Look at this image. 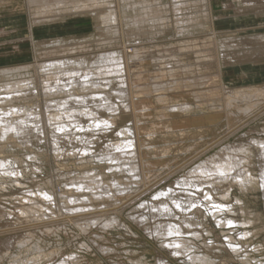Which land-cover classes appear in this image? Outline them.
Returning a JSON list of instances; mask_svg holds the SVG:
<instances>
[{
	"label": "rangeland",
	"instance_id": "374dc122",
	"mask_svg": "<svg viewBox=\"0 0 264 264\" xmlns=\"http://www.w3.org/2000/svg\"><path fill=\"white\" fill-rule=\"evenodd\" d=\"M101 1L103 2V0ZM107 1L113 4V7L117 12L118 24L117 22L116 23L113 22L111 25L110 23L107 24L103 22L102 15H104L106 11L108 12V10L105 9L104 7L101 9L99 8L97 9V11H93V12L90 10L80 11V12H70L56 19H53V21L50 20V21H47V23H45L46 22L45 20H44L45 22L43 20H40L41 22L39 24L33 23V26H31L29 10L25 4V0H2L0 1V68L4 66L8 67V66H16L20 64L35 63L36 61H39L40 63L44 62L43 60L49 59L50 56L48 55V53H45V50L42 51L40 49H43L44 46L52 47L53 45H58V44L60 45L62 43H65L64 44L65 47L68 48L66 50H63V52L68 50L67 51L68 53L67 52L64 53L65 56H69V57L73 56L76 58V57H79V55L81 56L83 54L82 56L84 55L86 57L88 56V59L94 56L93 59L90 58L89 61L96 60L97 54H98L97 56H99V54L106 52V51L108 52L117 51V53L120 54L123 50L126 51L127 49L131 51L133 47H138L139 48V56H138L139 59L137 57H135L136 59L134 57L131 59L129 58V63L131 64L129 66V69L130 70L132 69L131 70L132 72L129 69L127 72L129 76V82L130 81L133 82L136 78L140 77V79H137V82H136V85H138L139 83V85L137 86L138 89L137 87H133L132 96H135V97L140 96L144 100V102L153 109L152 115H151L152 117L151 118L148 117L145 119L142 118V122L139 121V124H142V123L143 124L142 125L138 124V126L141 131H143L144 128H147V131L149 133L158 132L153 135L152 139H149L151 143L149 149L152 152L148 149L143 150V157H145L146 155V157L156 159L155 162L158 166L156 165L152 169L149 175V178L146 179L147 182H144L143 184L139 183V185L141 184L140 186L138 184L137 186L135 183L131 184L128 182L132 178L130 177V175H128L126 171L123 172V170H119L116 168L117 170L114 169V172L116 170L115 175L113 174L114 172L112 170H111L112 172L107 171L109 169H112L113 166L115 168L117 164L116 162H114L112 163L113 164L112 165L109 159H105V157L109 158L108 156H105L104 154H102L104 152L103 150L106 149L105 145L109 143L111 144L112 142L113 143L120 142L122 138H123L122 140H124L125 137L119 134L121 129L127 128V127L132 128L134 127V124H135L134 117H132L133 116L132 112L124 109V107H120L121 104L123 103H124L123 105H125V102H123L121 98L119 99V97L116 95L117 91H119L120 88H123L122 79H121L122 74H120V76H117L118 74H116L115 76L114 74L113 75L109 74V75H105L106 76L105 79H98V80H101V82H103L104 84H107L106 87H108L109 86L108 83H110V87L106 88L105 91L108 90L106 92L108 93L111 92L110 93L111 99L113 98L112 101L114 102L115 107L117 108L118 111L114 113H108L110 111H102L103 112V113L101 112L102 115L98 116L100 119H104L107 117L111 118L113 115V117H115L114 123L116 124V126L114 125L113 126L111 125L102 126L101 125L99 126V128L101 127L100 130L102 131L98 130L99 129L98 126L96 128H94L95 126H92V128H90L91 130L89 133L94 135V136H91L92 141L90 140L92 142L91 149H93L95 152L92 150L93 153L92 151L91 153L89 152L90 154L84 153L83 148L85 147L84 146L85 144L82 141H79L78 143V140H81L80 139L81 137L77 139L78 137H74L72 135V133L78 132L80 130V129L77 130L76 128L78 127H75L74 125L71 126L72 129L68 128L67 131L71 132V136H73L76 142L74 141L73 138L70 139L73 141V144H74L72 146V142L68 141L70 135L68 137L67 135L64 137V140L67 143H63V145L66 146V147L64 146L65 149L61 145L62 149H64L62 157L57 156L56 153H54L55 152L54 149H52L53 140L51 139L53 138L52 137L53 135H50V134H52L53 132L60 133V131L56 129L57 125H54V124L49 125L48 123L46 125V128L47 127L49 128L45 129L44 132H41L35 128H31L28 131H26L27 132L26 135H23L22 133H19L20 135L16 133L11 134L12 132L9 133L10 136L8 135L9 137L7 136L4 139H7L8 142H10V144L6 145L7 147V148L5 147L6 149L5 148H3L4 150L2 149L4 153L0 149L1 151L0 159L4 158L5 160H9V162L12 160L10 162L11 167L10 166L9 167L13 168L14 170L13 169L4 170L3 167L0 166V180H1L0 182V209H1V206H3L2 209L5 207L6 211L12 214L7 215V219L4 218L0 220L1 222L0 225H2L3 223L5 224V222L8 221L10 218L11 220L9 221H12L13 226L14 224H16V221L19 224L15 225L14 227H11V226L10 227L8 226L6 228L0 227V240H3V239L5 240L7 237L13 234L14 235H25V234L33 233V232H34L33 233L34 237L31 240H29L30 242L26 243V245H28L27 247L25 244L21 245L19 243H15L13 245L14 247L12 246V249H10L9 252H7L6 254L3 253L0 256V264H14V263L20 264L16 262L17 261L20 262L23 259L25 260L30 259L31 261L33 260L32 262L33 264H63L62 263L63 261H66V263L64 264H159L158 260L160 261V259H162L164 262L168 264H185L184 257L173 255L171 250L164 247L161 241L157 239L155 235L151 234V229L147 230L146 225L144 224L139 225L131 218V215L148 214L149 211L147 210L148 211L147 212L144 209L142 204L144 202L147 203L148 201L151 202L155 200L156 199L155 195L158 194V192H161L164 190L168 191L169 189L174 190L173 195L176 198H179L182 201V203L186 202L189 196H193L197 200H201V202L196 203L194 207H191V206L189 207V204L184 203V205L187 206L185 211H182L181 209H178L177 207H173L174 210L170 216H166V217L162 216L154 220L151 218V216H149L150 219L148 220V223H146L148 227H152L153 229L155 225H157L159 222H161L162 224H165V222H168V221H173L178 224H183V221L186 219L187 221H190L191 224H193L192 230L194 229L198 231L200 234L199 238L193 237L191 233L186 234L190 236L191 240L193 241V245L196 248V249L194 248L193 250L197 251L198 253L209 254L213 259H215V261H217L216 264H246L245 258L249 260L250 264L251 263L252 264H258V263L264 264V190H263L264 187L262 186V183H261L262 161H260V158H259L260 152L253 142V138H263L264 139V97H260L258 99L257 101L258 107L256 106L254 110H252L251 112L250 111L247 112L248 115L246 113L240 114L239 119L237 117L235 118L236 116L235 113H234L235 115L234 116L228 112L229 107L226 105V103H224L225 97L230 93V90L238 89V88L248 89L250 87H255V86L264 87V56L260 57L261 59L259 57L255 58L257 62L249 61L246 63L233 64L234 60L232 59L233 61L232 60L230 61V59L226 57V52H224L225 48L223 47V43L230 38L236 37L235 35L237 36L243 35V37L244 36L251 37L252 34L264 35V8L257 9V11L255 10V13H252L248 16L246 14H243L241 11L238 14L236 13L235 6L237 2H239L238 0H210V5H211L210 14L212 17V21L214 20L213 22L211 21L212 22L211 24L210 19H208L205 16L207 4H206V1L204 0H186L187 2L186 6H182L177 9L174 3V1L177 2V0H172L173 2H170L171 0H161V1L160 0H149V4H153V6L156 8V9L154 8V11H155L154 14L156 13V15L152 14L150 18H148L147 16H144L143 18L146 17L145 21L147 23L146 22L141 23L136 26V24L133 23V21L137 19L138 15L139 16L141 15L142 8L141 9L139 8L142 5V2L144 0L143 1L142 0H138V1L137 0H132V1L114 0L115 2L113 0H107ZM125 1L126 3L127 2L128 3L126 4ZM118 2H120V4ZM159 5L161 7H159ZM163 5H165V7ZM237 6H239V3L237 4ZM159 8L161 10H159ZM127 9L128 10L131 9V10L128 11ZM136 9H138V11ZM100 11L101 13H99ZM175 11H177V13H175ZM247 11H253V10L247 9ZM161 12H162V15H161ZM151 17H153L152 19L156 17L158 18H156V20L155 19L152 20L151 22ZM192 18L194 21L192 20ZM179 19H182V20L184 19L183 20L184 22H182V20H179ZM158 20H162L161 23L160 21L157 22ZM102 23L103 24L105 23L107 25H103ZM189 23H192L193 25L192 24L189 25ZM158 26L159 27L161 26V27L158 29ZM240 29L242 30L240 31ZM185 31L186 32L188 31V32L186 33ZM106 36L109 38H107ZM224 37H226L227 39ZM223 39L225 41H223ZM183 44L185 47L183 46ZM192 46H194L193 47L194 49L192 48ZM69 47L71 48V50ZM141 47H143V49ZM63 48L64 46H62V49ZM210 48H212L213 50ZM221 48L224 51H222ZM62 49H60V52L58 53L59 56L55 54L53 57H61V56L63 57V55H61L63 54ZM77 49L78 51H76ZM192 49L195 51H193ZM140 50L142 51V53L140 52ZM214 51L215 53H213ZM71 52L75 54L73 53L71 54ZM196 54L197 55L199 54L198 55L199 58L197 57ZM173 56L174 58H172ZM181 56H183L184 58ZM200 56H202L203 58ZM168 57L170 58L168 59ZM176 59H180V60L177 61ZM184 60L186 61V63ZM258 60L259 61L261 60V61L259 62ZM226 61H227V64L225 65L224 63ZM165 62L169 65L165 64ZM187 65L190 66V68H188ZM194 65H195V68L193 67ZM207 65H209L210 67ZM221 66L223 67H222V73L220 76ZM172 67H173V70L175 69L174 73L168 72L165 75L163 74L165 70H168V68L170 70V68ZM177 67L179 68V70H177L178 69ZM204 67H206L208 71L204 70L205 69ZM181 68L182 70H180ZM186 68L190 72H188ZM196 68H198V70ZM134 69L136 71L139 70L138 73ZM141 69H142V72H140ZM23 70H26V71L21 72L22 70H20L15 75V77L17 78H14V79L15 80L19 79V81L20 80L25 81L26 86L23 87V89H25L26 91L25 90L22 91L23 94H21L18 98L15 99L16 100L15 103L12 102L13 104L8 106L9 109L14 110L15 108L17 109L19 108L18 110H22V114H23L24 110L26 111L30 110L29 112H31L32 110L37 111L38 109L39 111V109L41 110L43 108L42 111L44 112L46 111V107L47 105H49L50 101L55 102L56 100L61 99V97H64L63 95L62 96L55 95L54 97L55 98L57 97V99H55V98H52L53 96L46 95V90H44L45 89L44 84H42V82H40L39 84L37 83V79H39L40 76L39 74L37 76L35 75V72H37L36 69H33L32 67H30L29 69H23ZM163 70L164 72L162 73ZM200 72H202L201 73L202 75L200 74ZM133 73L137 74V75L135 74L134 76L135 78L132 77L134 75ZM191 73L193 74L191 75L192 77L189 75ZM124 75L125 74L123 73V76ZM145 76L147 78H145ZM31 77H34L35 79L34 78L31 79ZM152 77H154V81ZM41 79L42 78H40L39 80ZM105 80L107 81L104 82ZM110 80L112 81L114 80V81L112 82ZM149 80H151V82ZM0 81H2L0 82L1 84L0 87H2L5 84L6 79L1 80L0 78ZM111 82L112 83L116 82V84H112ZM157 83H159V85L162 88H164L161 91H164V93L162 94L168 97L167 98L168 106L167 104L162 105L160 103L158 105L156 101V93H155L156 91L154 90L155 88L153 84H157ZM111 84L113 86H111ZM35 87L38 89V91ZM135 88H136V91H135ZM0 89H1L0 92L3 91L2 88ZM109 89L110 90L112 89V90L110 91ZM114 90L116 91V93L112 92ZM24 92H25V95H24ZM30 92L32 95L30 94ZM33 93H37V94H33ZM38 93L40 96H38ZM194 94H199L204 102H201L197 107H195L191 111H188V113L187 111L183 113H176V114L168 112V110L171 111L172 109V107H169V105H171L172 102L175 101L177 98L179 99L180 102L189 101V102L196 104L195 103L196 95ZM113 96L114 97L117 96V97H115L114 99ZM22 99L24 101H22ZM45 99L47 101H45ZM37 101L38 102L40 101V102L38 103ZM28 102L30 104H28ZM119 102L121 103L119 104ZM27 104L29 105V107H27ZM93 104L90 103L89 107H95V104L94 105ZM12 105L15 106V108ZM225 105L228 108L225 107ZM52 109H55V108L52 107ZM52 109L50 108V110ZM234 110L236 111V109ZM52 112H54V110H52ZM119 112L121 115L120 114L118 115ZM22 114L20 117L17 115V117L23 119L26 116L25 118H27L28 120L23 119L24 122H19L21 119L17 118L16 120H14V122H18L24 125L26 124L28 127L30 126L28 124H31V123L34 124V122H36L37 120V118L36 120L34 119L35 116L30 117V116L23 114L24 116L23 117ZM158 114L164 115L166 117L170 116V118L168 117L164 118L163 124H162L161 123L162 121H160L161 119L159 120ZM228 114L230 116H228ZM103 115H105V117ZM128 116H131V117H128ZM154 120H156V122ZM84 121H85V124L84 123L82 124L84 125V130L88 129L87 128L89 126L88 122L92 123L90 125H93V121L87 120L86 117L84 118ZM168 121L169 123H167ZM171 121H172V124H171ZM165 124H170L173 127L174 125L184 126L185 130L181 131L182 132L181 133L179 132V129L177 128V130L175 129L174 131H168L166 133L165 128H163L162 130L160 128V130L163 132L162 133L161 131H159V128L157 127V125L162 126ZM70 129L72 131H70ZM251 130L253 131L251 132ZM81 131L82 129L80 130L79 133H81ZM96 131L100 133H96ZM106 131L108 132V134ZM49 132L50 134H48ZM101 132H103V135L101 134ZM185 132L187 133L185 134ZM116 134L117 135L119 134V136H117ZM183 134H184V138H182ZM106 135L107 137H104ZM110 136H113L114 138ZM130 136H131L130 139L137 138V140L134 141L135 143L137 142V144L141 142V140L143 139L140 136L138 137H135L134 135H130ZM38 137H41L42 139ZM10 138L11 139L13 138L14 140L11 141ZM45 138L47 141L45 140ZM0 141H3L1 137H0ZM74 142L77 144H75ZM81 142L83 144H80ZM166 144H171L172 146L166 145ZM237 145L238 146L241 145L244 148L248 147L245 149H247L250 152V153L247 152L250 155L245 153V155L247 156L246 157L247 160L246 162H244L245 163L244 165H245V168L248 169L249 172L251 173L252 178L255 180L254 182L255 184L254 183L248 184L247 187L242 188L239 184L237 185V183L233 184L234 181L231 180L230 178L227 181H224V180L222 181L221 179L217 178L218 176L216 175L211 174V175L206 176L201 173H197V174L192 173V170L197 165H199L200 162L202 163V162L208 161L212 159L213 157H216L217 155H221L223 152H226L229 154H235L236 156H244V154L237 153L236 151L233 150L234 147H236ZM67 147L68 148L70 147V148L68 149ZM74 147L77 149H75ZM153 147L154 148L156 147L155 148L156 150ZM227 147L228 148L230 147V149H228ZM80 148L81 150L79 151ZM169 149L171 150V152ZM72 150L75 153L77 152L78 154L76 153L75 155L74 152H72ZM68 151H70L69 152L70 154L68 153ZM147 151L149 152V154ZM166 151H169V152H166ZM82 152L85 154V156ZM3 154H6V156L3 157ZM252 154H254L255 157ZM11 155H12V158H11ZM161 155L163 157H161ZM156 156L157 157L160 156V157L156 158ZM92 157L93 159H91ZM79 159L80 160L82 159L81 162L79 161ZM86 159L89 161H87ZM102 159L105 160L104 161L105 163L102 162ZM160 159L162 161H160ZM164 159H167L165 160L166 162L164 161ZM96 160H100V161H96ZM106 162H107V165H106ZM119 162H118L119 164L125 163V161L123 160ZM168 162H169V166H168ZM97 165L99 166V168ZM90 167H93V168L91 169ZM17 169L18 171H15ZM101 170L104 173L103 172L100 173ZM93 171L94 173L92 175L96 173L97 175L100 174L99 175L100 179L102 178L101 180L105 181V183L107 182L106 184L109 183L108 185H110L113 190L116 189L113 186L117 179L118 180L122 179L123 181H120V182H123V183L125 182L124 184L126 183L131 184L130 187H132V189L131 190L129 189L130 191L129 196L128 197L125 196L126 198L124 197L123 198L124 200L120 199V201H114V199H112L114 202L112 201L110 202V199L109 200L106 199L105 204L101 201H100L101 203L96 202L95 203L96 206L94 207V209L96 208L95 211L93 212L91 211L92 213L101 212V210L103 211L104 209L103 207H106V209L109 211V209L113 207L112 208L113 210L111 209L112 211L111 210L109 211L110 217L117 216L122 223L121 225H115L114 227H107V229L105 228L104 230L103 228H100L102 227L101 225L97 224V225H92L91 228H87L86 231H82L81 229L78 228L77 224L75 223L76 222L75 218H78L80 215H81L80 217H82V215L83 216L87 215V213H83L79 215L75 213L74 214L72 213V215L64 213V215H61L58 213V210H57L58 205L56 207L55 206L52 207V205H50L52 212H49L48 210H43L45 212L41 211L43 212L44 215H42L41 217L37 219L35 218L36 219L35 222L37 223L34 222V219L33 221L32 220L29 221L27 218L21 217V213L17 212L19 211L20 207H22V204L23 205L28 204V202L25 201L26 198H33V200H37L38 202L43 203L45 205L44 207H46L47 206V204L45 203L46 201L43 202V200L45 199H43L42 197L39 198L38 194L44 191H51L52 189H53L52 192H54L55 196H57V199H58L57 204H59V206L63 204L61 202L69 201L71 199L70 197L71 194L74 195V193H76L77 196L79 195L82 197L81 194H84V193H80L76 190V183L79 184L80 182H82L83 176L89 172L91 174ZM119 171H121L120 172L121 175L119 174ZM77 172L78 174L75 175ZM126 173L128 176L126 175ZM62 174L63 176H61ZM158 174L159 175L162 174V175L159 176ZM112 176L114 179L113 178L111 179ZM127 178H129V180ZM109 179H111L110 182H109ZM133 180L134 178L132 179V181ZM182 180L183 181L187 180L190 182L192 181L191 182L192 184L195 183V184H200L202 186L200 187V190H197L195 186H191V185L189 186V185H183V184L179 185L178 182L182 183L183 182ZM112 181H114V183ZM177 184L178 186L175 188ZM70 186H74V187L73 188L71 187V189L66 188ZM170 186H172V188ZM41 187L43 188L44 191L42 190ZM36 189L38 190L40 189L39 192ZM207 190H209L212 193L214 200L220 201V202L223 201L229 206L230 211L224 210V212H222L219 215V217L222 218L223 220L228 219V218L237 220V223L235 226H233L232 228L231 227L225 228L217 223L216 218H214L212 215V212L217 208L215 207L217 206V203L212 202V200H210V203L206 202L204 197H205ZM131 191H133L132 194H131ZM228 191L230 192L228 193ZM36 192H38V194ZM61 192L63 194L65 192L66 193L63 195ZM224 193L228 194L225 200L224 198L222 199V195ZM32 194L35 195V197H33ZM24 196L26 198H24ZM60 196H62L63 198L62 197L60 198ZM66 196L68 199L66 198ZM39 199H41V201ZM98 203L103 206H99L98 208ZM170 204L173 205L171 201H170ZM19 205L20 207H18ZM139 206H141L142 208L141 207L138 208ZM100 208L101 210H99ZM141 210H144V211H141ZM51 214L56 215L55 219H53L54 217ZM17 215L18 217H20L19 220H16ZM58 215L59 217H57ZM11 216H13V218ZM49 218L51 219L48 220ZM21 222L22 224H20ZM24 223L25 225L23 226ZM118 226L120 228H118ZM47 229H51V230H49L48 232ZM188 230H190V228ZM246 232L247 234H245ZM245 235H249V236L247 237ZM228 236H232L235 238L236 242L234 241V244L238 246V252H240L241 250L240 253L234 252L230 248V244H229L230 241L228 240ZM40 239H42V241H40ZM36 243H38V246H39L38 250H36L37 248H35L37 247L35 246ZM244 246L246 249L244 248ZM31 249H34L35 251L32 250L31 252ZM37 251L39 252L40 255H41V252L44 255L40 256L39 254H37ZM215 253L217 255H214ZM37 255H39V259H36L38 258ZM33 257L37 261L36 263H34L35 260L33 259ZM253 259L255 261H253Z\"/></svg>",
	"mask_w": 264,
	"mask_h": 264
},
{
	"label": "bare ground",
	"instance_id": "6f19581e",
	"mask_svg": "<svg viewBox=\"0 0 264 264\" xmlns=\"http://www.w3.org/2000/svg\"><path fill=\"white\" fill-rule=\"evenodd\" d=\"M114 1V0H113ZM132 1V0H130ZM138 1V0H137ZM143 1V0H142ZM141 1V2H142ZM161 1V0H160ZM206 1V4H207V7H206V13H205V16L210 19V23L212 24V17H211V14H210V0H204ZM239 2H237V4L239 3V6H235V9H236V13H240V11L243 13V14H246V15H250L252 13H255V10L257 11V9H261V8H264V0H238ZM115 2V1H114ZM157 2V1H156ZM170 2H173L172 0ZM120 4V2H118ZM126 3V1H125ZM128 3V2H127ZM126 3V4H127ZM133 3V2H132ZM154 3V2H153ZM158 3V2H157ZM175 7L176 9L179 8V7H182V6H186V0H177V2H175ZM25 4L29 10V15H30V24L31 26H33L32 23H35V24H39L41 21L40 20H45L44 22L47 23V21H50L53 19H56L62 15H65L67 13H70V12H80V11H97V9H101V8H104L108 10V12L106 11V13H104V15H102V20L103 22L105 23H110L112 25V23H116L117 22V19H118V16H117V12L116 10L114 9L113 7V4L107 0H103V2L101 0H25ZM131 4V3H130ZM140 4V3H139ZM173 4V3H172ZM202 4V3H201ZM141 5V4H140ZM121 6V5H120ZM165 7V5H163ZM172 6V5H171ZM159 7H161L159 5ZM163 7V8H164ZM167 7V6H166ZM170 7V6H169ZM168 7V8H169ZM116 8V7H115ZM142 8V13L141 15L137 17V19L135 21H133V23L137 25L141 24V23H145L146 21V17L143 18L144 16H147L148 18H150V16L152 14H154V6L153 4H149V0H144L142 2V5L140 6L139 9ZM129 9V8H128ZM127 9V10H128ZM135 9V8H134ZM156 9V8H155ZM173 9V8H172ZM171 9V10H172ZM191 9V8H190ZM194 9V8H193ZM247 9H250V10H253V11H247ZM122 10V9H121ZM120 10V11H121ZM125 10V9H124ZM123 10V12H124ZM131 10V9H130ZM128 10V11H130ZM138 11V9H136ZM159 10H161L159 8ZM163 10V9H162ZM199 10V9H198ZM105 11V10H103ZM126 11V10H125ZM127 12V11H126ZM181 12V11H179ZM195 12V11H194ZM205 12V11H204ZM101 13V11L99 12ZM135 13V12H134ZM175 13H177V11H175ZM193 13V12H192ZM95 14V13H94ZM126 14V13H125ZM128 14V13H127ZM136 14V13H135ZM138 14V13H137ZM165 14V12H164ZM183 14V13H181ZM99 15V14H98ZM123 15V14H122ZM131 15V14H130ZM156 15V13L154 14ZM161 15H162V12H161ZM188 15V14H187ZM198 15V14H197ZM204 15V14H203ZM241 15V14H240ZM126 16V15H125ZM159 16V15H158ZM190 16V15H189ZM195 16V14H194ZM193 16V17H194ZM237 16V15H236ZM239 16V15H238ZM155 17V16H153ZM153 17H151V22L152 20H156V18L152 19ZM185 17V16H184ZM214 17V16H213ZM186 18V17H185ZM206 18V19H207ZM220 19V18H219ZM179 20H182V19H179ZM184 20V19H183ZM182 20V22H184ZM191 20V18H190ZM193 20V18H192ZM196 20V18H195ZM161 23L162 20H158L157 22ZM194 21V20H193ZM199 21V20H198ZM202 21V20H201ZM206 21V20H205ZM212 21V22H211ZM156 22V23H157ZM167 22V20H166ZM181 22V23H182ZM191 22V21H189ZM209 22V20H208ZM43 23V22H42ZM103 24V25H107V24ZM127 23V22H126ZM147 23V22H146ZM187 23V22H186ZM118 24V22H117ZM153 24V23H152ZM151 24V25H152ZM159 24V23H158ZM174 24V23H173ZM179 24V23H178ZM192 24V23H189V25ZM195 24V23H194ZM145 25V24H144ZM157 25V24H156ZM187 25V24H186ZM193 25V24H192ZM109 26V25H108ZM131 26V25H130ZM133 26V25H132ZM176 26V25H174ZM179 26V25H178ZM208 26V25H207ZM117 27V26H115ZM140 27V26H139ZM143 27V26H142ZM161 27V26H160ZM158 26V29L160 28ZM170 27V26H169ZM110 28V27H109ZM114 28V26H113ZM119 28V27H117ZM138 28V27H137ZM145 28V27H144ZM192 28V27H191ZM197 28V27H196ZM134 29V28H133ZM178 29V28H177ZM182 29V28H181ZM187 29V28H186ZM136 30V29H135ZM184 30V29H183ZM242 29H240L241 31ZM181 31V30H179ZM184 32V31H183ZM186 32V31H185ZM188 32V31H187ZM186 32V33H187ZM118 33V32H117ZM133 33V31H132ZM135 33V32H134ZM137 34V33H136ZM164 34V33H162ZM179 34V32H178ZM183 34V33H181ZM119 36V35H118ZM121 36V35H120ZM155 36V35H154ZM236 37H233V38H230L228 39L227 41H225L223 39V41H225L223 43V47L225 48V51L222 49V51L226 52V57L230 59V61L233 59L234 60V63H241V62H249V61H254V62H257V60L255 58H260L262 56H264V35H254L252 34L251 37H247V36H244L243 35H240V36H237L235 35ZM107 37V36H106ZM141 37V36H139ZM153 37V35H152ZM211 37V36H210ZM231 37V36H230ZM104 38V37H103ZM109 38V37H107ZM174 38V37H173ZM226 38V37H224ZM101 39V38H100ZM113 39V38H112ZM187 39V38H186ZM213 39V37H212ZM227 39V38H226ZM102 40V39H101ZM104 40V39H103ZM108 40V39H106ZM105 40V42H106ZM112 41V40H111ZM187 41V40H186ZM88 42V41H87ZM110 42V41H109ZM209 42V41H208ZM44 43V42H43ZM60 43V42H59ZM79 43V42H78ZM112 43V42H111ZM194 43V42H193ZM192 43V44H193ZM213 43V42H212ZM216 43V42H215ZM221 43V42H220ZM55 44V43H54ZM65 43H62V44H58V45H53L52 47H45L43 49H40L42 51L45 50V53H48V55L50 56L49 59H45L43 60L44 62H39V61H34L35 63H27V64H20V65H16V66H8V67H2L0 68V78L1 80L2 79H6L5 81V84L0 87L2 88L3 91L0 92V137L3 141H0V149L2 150L3 148L6 147V145L10 144V142H8L7 139H4L5 137H7L9 135V133L13 134V133H16V134H19V133H22L23 135H26L27 132L29 129L31 128H35L41 132H44L45 129L49 128L47 127L46 128V125L49 123L50 124H54V125H57L56 126V129L58 131H60V133H52L50 134V132L48 134L50 135H53L51 138V140H53V145L51 143V145L54 147H52V149H54V153H56L57 156H61L62 157V154H63V151L65 149V145H63V143H67L65 142L64 140V137L67 135V137L69 136V140L70 142H72V146L74 145L73 144V141L70 140L74 137H78L77 139H80L81 140H78V143L79 141H82L85 145V147L83 148L84 150V153H91V151L93 149H91V146H92V140H91V136H94L93 134L89 133L90 132V128H92V126H95L94 128H96L98 126H108V125H111V126H116V124L114 123V120H115V117H112L110 118H104V119H100L98 116H101V112L102 111H110L108 113H114V112H117V108L115 107V104L114 102L112 101L113 98L111 99V96H110V93L106 92L108 90L105 91L106 88H109L110 87V83L108 87L107 84H104L103 82H101V80H98V79H105V75H109V74H114V76L116 74H118L117 76H120V74H122L121 76V79H122V86L123 88H120L119 91H117V96L119 97V99L121 98V100H123V102H125V105L121 104L120 107H124V109L126 110H129L132 112L133 116L134 117V121H135V124H134V127L130 128V127H127V128H123L121 129L120 131V135L124 136L125 139L122 140L120 142H112L111 144H107L105 145L106 146V149L103 150L104 152L102 154H104L105 156H108L109 158H106L105 159H109L111 161V164L116 162V167L112 169H109L107 171H113L114 172V169H119V170H123L126 171L128 173V175H130V177L134 180L132 181V179L130 181H128L129 183L133 184L135 183L136 185L139 183L143 184L144 182H147L146 179L149 178V175L152 171V169L157 165L154 158H149V157H143V150L145 149H149L150 147V140L149 139H152L153 135L158 133V132H153V133H149L147 131V128H144L143 131H141L139 129V121L142 122V118H148V117H152V108L150 106H148L144 100L139 96H132V89L133 87H137L139 85H136V82H137V79H140V77L136 78L133 82L130 81L129 82V76H128V69H129V66L131 65L129 63V58H135L139 56V48L138 47H133V49L131 51L127 50L126 51H122L121 49V53L118 54L117 51L116 52H113V51H106V52H103L101 54H99V56L96 55L97 59L94 60V61H89L88 59V56L86 57L85 55L84 56H80L79 57H69V56H65L64 53L67 52V51H64L63 50H66L68 48L65 47L64 45ZM74 44V43H73ZM72 44V45H73ZM76 44V43H75ZM88 44V43H87ZM138 44V43H136ZM182 44V43H181ZM191 44V45H192ZM210 44V43H209ZM67 45V44H66ZM128 45V44H127ZM198 45V44H197ZM196 45V46H197ZM222 45V44H221ZM62 46H64V48L62 49ZM76 46V45H75ZM82 46V45H80ZM138 46V45H137ZM184 46V44H183ZM195 46V45H194ZM192 46V48L194 47ZM84 47V46H83ZM144 47V46H143ZM143 47H141L143 49ZM156 47V46H155ZM185 47V46H184ZM209 47V46H208ZM213 47V46H211ZM70 48V47H69ZM81 48V47H80ZM85 48V47H84ZM106 48V47H105ZM114 48V47H113ZM181 48V47H180ZM188 48V47H187ZM36 49V48H35ZM38 49V50H39ZM60 49H62V52L63 54V57H53L55 54L58 55V53L60 52ZM79 49V48H78ZM78 49L76 51H78ZM89 49V48H87ZM190 49V48H189ZM194 49V48H193ZM192 49V50H193ZM212 49V48H210ZM71 50V48H70ZM69 50V51H70ZM84 50V49H83ZM146 50V49H145ZM148 50V49H147ZM173 50V49H172ZM183 50V49H182ZM213 50V49H212ZM215 50V49H214ZM220 50V49H219ZM86 51V50H85ZM104 51V50H103ZM119 51V50H118ZM171 51V50H170ZM187 51V50H186ZM190 51V50H189ZM195 51V50H193ZM221 51V52H222ZM81 52V50H80ZM140 52L142 53V51L140 50ZM172 52V51H171ZM204 52V51H203ZM39 53V51H38ZM43 53V52H42ZM68 53V52H67ZM66 53V54H67ZM73 52H71L72 54ZM184 53V52H183ZM196 53V52H195ZM198 53V52H197ZM215 53V51L213 52ZM44 54V53H43ZM75 54V53H73ZM77 54V53H76ZM92 54V53H91ZM178 54V53H177ZM217 54V53H216ZM224 54V53H223ZM42 55V54H41ZM47 55V54H46ZM56 55V56H57ZM89 55V54H88ZM141 55V54H140ZM162 55V54H161ZM160 55V57H161ZM197 55V54H196ZM199 55V54H198ZM197 55V57H198ZM204 55V54H203ZM222 55V54H221ZM40 56V54H39ZM59 56V55H58ZM75 56V55H74ZM165 56V55H164ZM163 56V57H164ZM169 56V55H168ZM172 56V55H170ZM180 56V55H179ZM178 56V57H179ZM94 57V56H93ZM93 57L91 59H93ZM142 57V56H141ZM140 57V58H141ZM183 57V56H181ZM180 57V58H181ZM202 57V56H200ZM212 57V56H210ZM214 57V56H213ZM219 57V56H218ZM224 57V56H223ZM36 58V56H35ZM144 58V57H143ZM170 57H168L169 59ZM174 58V56L172 57ZM176 58V57H175ZM184 58V57H183ZM199 58V57H198ZM197 58V59H198ZM203 58V57H202ZM207 58V57H206ZM226 58V59H227ZM39 59V58H38ZM44 59V58H43ZM136 59V58H135ZM139 59V58H138ZM146 59V58H145ZM155 59V58H154ZM161 59V58H159ZM157 59V60H159ZM165 59V58H164ZM163 59V60H164ZM255 59V60H254ZM261 59V58H260ZM37 60V59H36ZM40 60V59H39ZM171 60V59H170ZM177 61L180 60V59H176ZM210 60V59H209ZM208 60V61H209ZM223 60V59H222ZM225 60V59H224ZM232 60V61H233ZM263 60V59H262ZM42 61V60H41ZM132 61V60H131ZM162 61V60H161ZM168 61V60H167ZM185 61V60H184ZM259 61V60H258ZM261 61V60H260ZM259 61V62H260ZM143 62V61H142ZM155 62V61H154ZM159 62V61H158ZM176 63V62H175ZM174 63V64H175ZM180 63V62H179ZM186 63V61H185ZM184 63V64H185ZM190 63V62H189ZM206 63V62H205ZM231 63V62H230ZM165 64H167L165 62ZM183 64V65H184ZM188 64V63H187ZM200 64V63H199ZM203 64V63H202ZM209 64V63H207ZM211 64V63H210ZM225 65L227 64V61L224 63ZM169 65V64H167ZM178 65V63H177ZM176 65V66H177ZM193 65V64H192ZM196 65V64H195ZM195 65L193 66L195 68ZM230 65V64H228ZM148 66V65H147ZM175 66V67H176ZM188 66V65H187ZM203 66V65H202ZM206 66V65H205ZM209 66V65H207ZM30 67H32L33 69H36V71L38 72H35V75L37 76L39 74V79L42 78L41 80L37 79V83L39 84L40 82H42V84H44V90H46V95L48 96H53L52 98H55L54 96L55 95H60V96H64V97H61V99L59 100H56L55 102H49V105H47L46 107V111H42V109L38 111L35 110H32L31 112H29L30 110L26 111L24 110L23 111V114L24 115H27V116H30V117H34L35 116V120L36 122H34V124H28L30 126L27 127V125L25 124H21V123H18V122H14V120H16L17 118L18 119H21L19 118L22 114V110H18L17 108H15V106H13L15 109L11 110L9 109L8 106H10L11 104H13L12 102L15 103V99L18 98L22 93L23 90V87L26 86V82L23 81V80H15L14 78H17L15 77V75L20 71L22 70L21 72L23 71H26V70H23V69H29ZM145 67V66H144ZM161 67V66H159ZM164 67V66H163ZM184 67V66H183ZM182 67V68H183ZM198 67V66H196ZM210 67V66H209ZM222 67H220V76H221V73H222ZM226 67V66H225ZM178 68V67H177ZM182 68L180 70H182ZM188 68H190V66H188ZM205 69L204 70H207L206 67H204ZM165 69V68H164ZM184 69V68H183ZM198 70V68H196ZM130 70V69H129ZM132 70V69H131ZM130 70V71H131ZM135 70V69H134ZM169 70V68H168ZM164 70L162 71V73L165 75L166 73L168 72H173L174 73V70H173V67L170 68V70ZM179 70V68L177 69ZM186 70L188 71V69L186 68ZM190 70V69H189ZM28 71V70H27ZM136 71V70H135ZM139 71V70H138ZM138 71H136L138 73ZM146 71V70H145ZM185 71V70H184ZM183 71V72H184ZM193 71V69H192ZM191 71V72H192ZM195 71V70H194ZM201 71V70H200ZM203 71V70H202ZM132 72V71H131ZM142 72V69L141 71ZM139 72V73H140ZM182 72V73H183ZM190 72V71H188ZM196 72V71H195ZM29 73V72H28ZM34 73V72H33ZM37 73V74H36ZM123 73L125 74L124 77L123 76ZM202 72H200L201 74ZM20 74V73H19ZM26 74V73H25ZM134 74V73H133ZM136 74V73H135ZM135 74L132 76L133 78H135ZM176 74V73H175ZM174 74V75H175ZM180 74V73H179ZM188 74V73H186ZM24 75V74H23ZM29 75V74H28ZM137 75V74H136ZM177 75V74H176ZM190 76L193 75L192 73L189 74ZM199 75V74H198ZM197 75V76H198ZM202 75V74H201ZM21 76V75H20ZM31 76V75H30ZM33 76V75H32ZM42 76V77H41ZM113 76V77H114ZM141 76V75H139ZM149 76V74H148ZM154 76V75H152ZM195 76V75H194ZM27 77V76H25ZM35 77V76H34ZM34 77H31V79H33ZM111 77V76H110ZM131 77V79H132ZM176 77V76H175ZM192 77V76H191ZM199 77V76H198ZM120 78V77H119ZM145 78H147L145 76ZM153 78V81H154V77ZM169 78V77H168ZM167 78V79H168ZM21 79V78H20ZM35 79V78H34ZM117 79V78H116ZM149 79V77H148ZM156 79V77H155ZM172 79V78H171ZM180 79V78H179ZM26 80V79H25ZM109 80V78H108ZM119 80V79H118ZM117 80V81H118ZM152 80V79H151ZM151 80H149L151 82ZM170 80V79H169ZM29 81V80H28ZM35 81V80H33ZM107 80H105L104 82H106ZM112 81V80H110ZM109 81V82H110ZM114 81V80H113ZM112 81V82H113ZM121 81V80H120ZM143 81V79H142ZM159 81V80H158ZM167 81V80H166ZM173 81V80H172ZM175 81V80H174ZM2 82V81H0ZM111 82V83H112ZM139 82V81H138ZM32 83V82H31ZM143 83V82H142ZM30 84V83H29ZM36 84V83H35ZM112 84H116V82L112 83ZM111 84V86H113ZM118 84V83H117ZM150 84V83H149ZM154 85V90L156 91V101L159 105L162 104V105H165L168 103V97H166L164 94V91H161L162 88L159 83L157 84H153ZM1 86V84H0ZM37 86V85H36ZM115 86V85H114ZM119 86V85H118ZM142 86V84H141ZM30 87V85H29ZM40 87V86H38ZM169 87V86H168ZM32 88V87H31ZM36 88V87H35ZM112 88V87H111ZM140 88V87H139ZM226 88V87H225ZM237 88V87H236ZM34 89V88H33ZM37 89V88H36ZM138 89V87H137ZM143 89V88H141ZM232 89V87H231ZM1 90V89H0ZM32 90V89H31ZM35 90V89H34ZM33 90V91H34ZM110 90V89H109ZM112 90V89H111ZM110 90V91H111ZM26 91V90H25ZM38 91V89H37ZM36 91V92H37ZM115 91V90H114ZM112 91L113 93H116V91L114 92ZM135 91H136V88H135ZM226 91V90H225ZM29 92V90H28ZM42 92V91H40ZM39 92V93H40ZM44 92V91H43ZM38 93V96H40ZM102 93V94H100ZM112 93V94H113ZM225 93V92H224ZM229 93V92H228ZM29 94V93H28ZM31 94V92H30ZM33 94H37V93H33ZM111 94V95H112ZM24 95H25V92H24ZM32 95V94H31ZM196 95L195 96V103H192V102H180L179 99L177 98L175 101L172 102L171 105H169V107H172L171 111L168 110L169 113H173V114H176V113H183L185 111H191L192 109H194L195 107H197L201 102H204L203 99L200 97L199 94H194ZM36 96V97H38ZM115 96V97H117ZM45 97V96H44ZM114 97V96H113ZM114 97V99H115ZM134 97V98H133ZM184 97V96H183ZM182 97V99H183ZM260 97H264V87H250L248 89H245V88H242V89H233V90H230V93L225 97V102L226 105L229 107V110L228 112L231 114V115H234V113L236 114L235 118L237 117L239 119L240 117V114L242 113H246L248 115L247 112H251L252 110H254V108L258 105V99ZM60 98V97H59ZM153 98V97H152ZM40 99V98H39ZM57 99V97L55 98ZM135 99V100H134ZM172 99V98H171ZM186 99V98H185ZM184 99V100H185ZM223 99V98H222ZM35 100V99H34ZM48 100V98H47ZM45 99V101H47ZM118 100V99H117ZM218 100V99H217ZM221 100V99H220ZM19 101V100H17ZM22 101H24L22 99ZM44 101V103H45ZM130 101V102H129ZM26 102V101H25ZM34 102V101H33ZM38 102V101H37ZM40 102V101H39ZM38 102V103H39ZM22 103V102H20ZM48 103V102H47ZM53 103V104H51ZM90 103H94L95 104V107H89ZM116 103V102H115ZM118 103V102H117ZM121 102H119L120 104ZM206 103V102H205ZM217 103V102H216ZM260 103V102H259ZM28 104H30L28 102ZM27 104V107H29V105ZM32 104V103H31ZM37 104V103H35ZM93 104V105H94ZM261 104V103H260ZM33 105V104H32ZM43 105V104H42ZM41 105V106H42ZM91 105V106H93ZM123 105V106H122ZM222 105V104H221ZM224 105V104H223ZM225 105V107H227ZM168 106V104H167ZM12 107V108H13ZM19 107V106H18ZM33 107V106H32ZM52 107H54L55 109H52ZM163 107V106H162ZM166 107V106H164ZM220 107V106H218ZM227 107V108H228ZM258 107V106H257ZM11 108V107H10ZM36 108V107H35ZM50 108L52 110H54V112H52V110H50ZM119 108V107H118ZM213 108V107H212ZM226 108V109H227ZM27 109V108H26ZM123 109V108H122ZM169 109V108H168ZM219 109V108H218ZM236 109V111L234 110ZM259 110V109H258ZM34 111V112H33ZM124 111V110H123ZM121 112V111H120ZM120 112L118 113V115L120 114ZM20 113V115H19ZM103 113V112H102ZM105 113V112H104ZM22 114V116H23ZM156 114V113H155ZM154 114V115H155ZM17 115L19 117H17ZM106 115V114H105ZM105 115H103L105 117ZM121 115V114H120ZM125 115V114H123ZM122 115V116H123ZM130 115V114H129ZM159 115V114H158ZM186 115V114H185ZM121 116V117H122ZM228 116H230L228 114ZM24 117V116H23ZM26 117V116H25ZM23 118L25 120H28L27 118ZM82 117V118H81ZM86 117L87 120H91L93 121V125H90L92 123H89V126L87 127L88 129L84 130V125H82L83 123L85 124V121H84V118ZM120 117V116H119ZM128 117H131V116H128ZM168 118H170V116H167ZM166 116L164 115H159V120L162 121L161 123L163 124V119L164 118H167ZM15 118V119H14ZM229 118V117H228ZM233 118V116H232ZM21 119L19 122H24V120ZM30 119V118H29ZM33 119V118H32ZM120 119V118H119ZM123 119V118H122ZM69 122H67V121ZM157 120V119H156ZM156 120H154L156 122ZM233 120V119H232ZM237 120V119H236ZM241 120V119H240ZM34 121V120H33ZM153 121V122H154ZM158 121V120H157ZM231 121V120H230ZM32 122V121H31ZM236 122V121H234ZM30 123V122H29ZM132 123V122H131ZM158 123V122H157ZM169 123V121L167 122ZM143 124V123H142ZM142 124H139V125H142ZM171 124H172V121H171ZM236 124V123H234ZM74 125L75 127H78L76 128L77 130L78 129H82L81 133L80 130L78 132H75V133H72L73 136H71V132H68V128H71V126ZM123 125V124H122ZM127 125V124H126ZM73 126V127H74ZM87 126V125H85ZM110 126V127H111ZM118 126V125H117ZM120 126V125H119ZM144 126V125H143ZM74 127V128H75ZM122 127V126H121ZM120 127V128H121ZM157 127L159 128V131H161L163 128L166 129V133L168 131H174L175 129L177 130V128L179 129V132L181 131H184L185 130V127L184 126H178V125H174V127L170 124H165V125H160ZM73 128V129H74ZM86 128V127H85ZM93 128V129H94ZM101 128V127H100ZM100 128L98 130H100ZM112 128V127H111ZM161 128V130H160ZM232 128V127H231ZM72 129V128H71ZM70 129V131H72ZM106 129V128H105ZM108 129V128H107ZM118 129V128H117ZM193 129V128H192ZM34 130V129H33ZM36 130V131H37ZM76 130V131H77ZM96 130V129H95ZM114 130V129H113ZM189 130V129H188ZM197 130V129H196ZM224 130V129H223ZM231 130V129H230ZM102 131V130H100ZM187 131V130H186ZM193 131V130H191ZM253 130H251L252 132ZM56 132V130H55ZM107 132V131H106ZM114 132V131H112ZM117 132V131H116ZM162 132V131H161ZM178 132V133H179ZM263 132V131H262ZM46 133V132H45ZM93 133V131H92ZM96 133H100V132H97ZM163 133V132H162ZM172 133V132H171ZM182 133V132H181ZM187 132H185L186 134ZM33 134V133H32ZM101 134L103 135V132H101ZM108 134V132H107ZM112 134V133H111ZM119 134L117 136H119ZM169 134V133H168ZM192 134V133H191ZM250 134V132H249ZM20 135V134H19ZM47 135V134H46ZM45 135V136H46ZM113 135V134H112ZM130 135H134L135 137H142L143 139L141 140V142H139L137 144V142L135 143L134 141L137 140V138H133V139H130L131 136ZM160 135V134H159ZM164 135V134H163ZM174 135V134H173ZM172 135V136H173ZM180 135V134H179ZM189 135V134H188ZM194 135V134H193ZM192 135V136H193ZM252 135V134H251ZM10 136V135H9ZM8 136V137H9ZM33 136V135H32ZM130 136V137H129ZM168 136V135H167ZM182 136V135H181ZM21 137V136H20ZM43 137V136H42ZM101 137V136H99ZM104 137H107L104 136ZM110 137H113V136H110ZM121 137V136H120ZM139 137V138H140ZM178 137V136H177ZM16 138V137H15ZM24 138V137H23ZM26 138V137H25ZM29 138V137H28ZM38 138H41V137H38ZM114 138V137H113ZM163 138V137H162ZM184 138V134H183V137ZM42 139V138H41ZM44 139V138H43ZM68 139V138H66ZM74 139V138H73ZM93 139V138H92ZM98 139V138H97ZM96 139V140H97ZM105 139V138H104ZM109 139V138H108ZM118 139V138H117ZM116 139V140H117ZM180 139V138H179ZM10 140H14L13 138ZM46 140V138H45ZM50 140V139H49ZM91 140V141H90ZM101 140V139H100ZM103 140V139H102ZM119 140V139H118ZM183 140V139H182ZM47 141V140H46ZM74 141L76 142V140L74 139ZM108 141V140H107ZM152 141V140H151ZM177 141V140H176ZM179 141V140H178ZM252 141V140H251ZM31 142V141H29ZM69 142V143H70ZM74 142V143H75ZM80 143V144H83V143ZM94 142V141H93ZM100 142V141H99ZM102 142V141H101ZM207 142V141H206ZM253 142L254 144L256 145L257 149L259 150L260 152V155H259V158H260V161H262V175H261V183H262V186L264 187V139L263 138H253ZM68 143V144H69ZM88 143V145H87ZM96 143V142H95ZM94 143V144H95ZM107 143V142H105ZM244 143V142H243ZM49 144V143H48ZM77 144V143H75ZM91 144V145H89ZM97 144V143H96ZM174 144V143H173ZM185 144V143H184ZM206 144V143H205ZM64 147V149H62V146ZM99 145V143H98ZM166 145H171V144H166ZM76 146V145H75ZM90 146V147H89ZM96 146V145H94ZM104 146V145H103ZM172 146V145H171ZM183 146V145H182ZM82 147V145H81ZM7 148V147H6ZM5 148V149H6ZM9 148V147H8ZM68 148V147H67ZM70 148V147H69ZM68 148V149H69ZM75 148V147H74ZM73 148V149H74ZM79 148V146H78ZM99 148V147H97ZM154 148V147H153ZM156 148V147H155ZM154 148V149H155ZM169 148V147H167ZM228 148V147H227ZM245 148H248V147H245ZM243 146L241 145H237L236 147H234V151H236L237 153H242L244 154V156H236L235 154H229V153H226V152H223L221 155H217L216 157H213L212 159L208 160V161H205V162H200L199 165H197L193 170H192V173L193 174H197V173H201L203 175H216L218 176L217 178L221 179L222 181H227L229 180V178L231 180L234 181L233 184H236L237 185L239 184L242 188L243 187H247L248 184H252L255 182V180L252 178V175L251 173L249 172L248 169L245 168V163L246 162V155L245 153L249 152L247 149H245ZM67 149V150H68ZM77 149V148H75ZM96 149V148H95ZM173 149V148H172ZM230 149V147L228 148ZM4 150V149H3ZM2 150V152H3ZM81 150V148L79 149V151ZM156 150V149H155ZM170 150V149H169ZM175 150V149H174ZM191 150V149H189ZM7 151V150H5ZM43 151V150H42ZM76 151V150H75ZM78 151V150H77ZM94 151V150H93ZM92 151V153H93ZM151 151V150H150ZM158 151V150H157ZM161 151V150H160ZM164 151V150H163ZM162 151V152H163ZM233 151V152H234ZM1 152V151H0ZM70 151H68L69 153ZM72 152H74L72 150ZM95 152V151H94ZM148 152V151H147ZM152 152V151H151ZM166 152H169V151H166ZM171 152V150H170ZM258 152V151H257ZM4 153V152H3ZM66 153V152H65ZM64 153V154H65ZM77 153V152H76ZM76 153L74 152V154L76 155ZM83 153V152H82ZM83 153V154H84ZM89 153V154H90ZM99 153V154H101ZM161 153V152H159ZM250 153V152H249ZM247 153V154H249ZM253 153V152H252ZM2 154V153H1ZM70 154V153H69ZM68 154V155H69ZM78 154V153H77ZM88 154V155H89ZM149 154V152H148ZM153 154V153H152ZM167 154V153H166ZM171 154V153H169ZM160 155V154H159ZM165 155V154H164ZM250 155V154H249ZM254 156V154H252ZM6 156V154H3V157ZM38 156V155H36ZM55 156V155H54ZM79 156V155H78ZM82 156V154H81ZM85 156V154H84ZM91 156V155H90ZM89 156V157H90ZM2 157V156H1ZM8 157V156H7ZM6 157V158H7ZM10 157V155H9ZM15 157V156H14ZM66 157V156H65ZM80 157V156H79ZM160 157V156H158ZM156 156V158H158ZM161 157H163L161 155ZM167 157V156H166ZM251 157V156H250ZM255 157V156H254ZM11 158H12V155H11ZM16 158V157H15ZM125 158V159H124ZM258 158V159H259ZM64 159V158H63ZM66 159V158H65ZM85 159V158H84ZM88 159V158H87ZM86 159V160H87ZM93 159V157L91 158ZM97 159V158H96ZM101 159V158H99ZM104 159V158H103ZM102 159V162L105 163ZM162 159V158H161ZM160 159V161H162ZM16 160V159H15ZM13 160V161H15ZM60 160V159H59ZM82 160V159H81ZM81 160L79 159V161L81 162ZM108 160V161H109ZM125 161L124 164H119L120 162L119 161ZM127 160V161H126ZM167 160V159H164V161ZM169 160V159H168ZM12 161V160H11ZM10 161V162H11ZM78 161V162H79ZM84 161V160H83ZM89 161V160H87ZM96 161H100V160H96ZM107 161V162H108ZM159 161V160H157ZM10 162L9 160H5L4 158L3 159H0V166L3 167V169L5 170H9V169H13V168H10L11 165H10ZM17 162V161H16ZM15 162V163H16ZM91 162V161H90ZM107 162H106V165H107ZM119 162V163H118ZM166 162V161H165ZM109 163V162H108ZM123 163V162H122ZM81 164V163H80ZM89 164V163H87ZM86 164V165H87ZM97 164V163H96ZM162 164V163H161ZM40 165V163H39ZM100 165V163H99ZM109 165V164H108ZM113 165V164H112ZM10 166V167H9ZM62 166V165H61ZM98 166V165H97ZM158 166V165H157ZM160 166V164H159ZM165 166V165H164ZM163 166V167H164ZM168 166H169V162H168ZM166 166V167H168ZM13 167V166H12ZM35 167V166H34ZM111 167V166H110ZM15 168V167H14ZM38 168V167H37ZM63 168V167H61ZM91 169L93 167H90ZM89 168V169H90ZM95 168V167H94ZM97 168V167H96ZM99 168V166H98ZM157 168V167H156ZM155 168V169H156ZM160 168V167H158ZM162 168V167H161ZM58 169V168H57ZM82 169V168H81ZM116 169V170H117ZM168 169V168H167ZM14 170V169H13ZM116 170L115 172L113 173L115 175L116 173ZM160 170V169H159ZM15 171H18L15 170ZM61 171V170H59ZM63 171V170H62ZM84 171V170H83ZM88 171V170H86ZM96 171V170H94ZM94 171L90 174L89 173H86V175L83 176L82 178V182H78L79 184L76 183V190L80 193H84V194H81V196H77L76 193L71 194V199L67 202H61L63 203L61 206H59V204H57V196H55L54 192L51 191H44L43 188L42 190L44 192H40V194H38V192H36L38 195H39V198L42 197L43 199V202L46 201L45 203L47 204L46 207H44L45 205L43 203H40L38 202L37 200H33V198H26L24 196L25 201L28 202V204H22V207H20V205L18 207H20L19 211H17L18 213H21V217H24V218H27L29 221H33L34 219V222L36 221L37 218L41 217L43 214V210H48L49 212H52L51 210V207L50 205H52V207H56L58 205V213L61 214V215H64L65 214H71L72 213L74 214H83V213H87V215H82V217H78V218H75V223L77 224L78 228L81 229L82 231H86L87 228H91L92 225H101L102 227L100 228H103L105 230V228L107 229V227H114L115 225H121V221L120 219L117 217V216H111L110 217V210L109 211L106 209V207H103V211L101 210V208L99 210H101V212H94L92 213L93 211H95L94 207L96 206V202H103L105 204V200L106 199H110V202H114V201H120V199L122 200L125 196L128 197L129 196V189L131 190L132 187H130L131 184H124L123 182H120V181H123L122 179L121 180H116L115 183L114 181H112L114 183V186L116 189L113 190L112 187L108 184L105 183V181L101 180L100 179V174L97 175L94 174ZM111 171V172H112ZM168 171V170H166ZM7 172V171H6ZM14 172V171H13ZM21 172V171H20ZM69 172V171H68ZM82 172V171H81ZM85 172V171H84ZM103 172L102 170L100 171V173ZM121 171H119V174H120ZM154 172V171H153ZM159 172V171H158ZM15 173V172H14ZM70 173V172H69ZM104 173V172H103ZM102 173V174H103ZM126 173V175H127ZM8 174V173H7ZM17 174V173H16ZM20 174V173H19ZM59 174V173H58ZM78 172L75 174L77 175ZM112 174V175H113ZM170 174V173H169ZM21 175V174H20ZM66 175V174H65ZM104 175V174H103ZM110 175V174H109ZM113 175V176H114ZM121 175V174H120ZM127 175V176H128ZM156 175V174H155ZM159 175V174H158ZM162 175V174H161ZM159 175V176H161ZM167 175V174H166ZM63 176V174L61 175ZM80 176V175H79ZM82 176V175H81ZM108 176V175H107ZM111 176V175H110ZM113 176L111 177V179L113 178ZM119 176V175H118ZM104 177V176H103ZM120 177V176H119ZM125 177V176H124ZM129 177V178H130ZM153 177V176H152ZM156 177V176H155ZM2 178V177H1ZM75 178V177H74ZM105 178V177H104ZM123 178V177H122ZM129 178H127L129 180ZM72 179V178H71ZM77 179V178H76ZM106 179V178H105ZM109 179V182L110 180ZM114 179V178H113ZM126 179V180H127ZM156 179V178H155ZM159 179V178H158ZM186 179V178H184ZM209 179V178H208ZM211 179V178H210ZM12 180V179H11ZM75 180V179H74ZM108 180V179H107ZM151 180V179H150ZM207 180V179H206ZM16 181V180H14ZM149 181V180H148ZM181 181V180H179ZM183 181V180H182ZM1 182V180H0ZM157 182V181H156ZM192 182V181H191ZM190 181H187V180H184L182 183L178 182L179 185L183 184V185H191V186H195L197 188V190H200V187L202 185L200 184H195V183H191ZM70 183V182H69ZM216 183V182H214ZM257 183V182H256ZM53 184V183H52ZM67 184V183H66ZM116 184V185H115ZM140 184V185H141ZM148 184V183H147ZM146 184V185H147ZM178 184L175 186V188L178 186ZM209 184V183H208ZM228 184V183H227ZM255 184V183H254ZM24 185V184H22ZM113 185V184H112ZM137 185V186H138ZM139 185V186H140ZM149 185V184H148ZM212 185V184H211ZM54 186V185H53ZM52 186V187H53ZM75 186V185H74ZM74 186H70V187H66L67 189L71 187L73 188ZM174 186V185H173ZM188 186V188H189ZM255 186V185H254ZM253 186V187H254ZM30 187V186H29ZM39 187V186H38ZM172 188V186H170ZM180 187V186H179ZM230 187V186H229ZM45 188V187H44ZM48 188V186H47ZM55 188V187H54ZM138 188V187H137ZM26 189V188H25ZM46 189V188H45ZM141 189V188H140ZM143 189V188H142ZM169 189V188H168ZM57 190V189H56ZM75 190V191H76ZM139 190V189H138ZM137 190V191H138ZM264 190V188H263ZM62 191V190H61ZM65 191V190H64ZM69 191V190H68ZM63 192V191H62ZM61 192V193H62ZM74 192V191H72ZM133 191H131V194H132ZM135 192V191H134ZM139 192V191H138ZM230 191H228L229 193ZM35 193V192H34ZM66 193V192H65ZM64 193V194H65ZM79 193V194H80ZM57 194V193H56ZM63 194V193H62ZM60 194V195H62ZM63 194V195H64ZM69 194V195H70ZM174 190L172 189H169L168 191H161V192H158V194L155 195V200L151 201V202H144L142 205L144 207V209L148 212V214H141V215H131V218L136 222L138 223L139 225H146V229L147 230H150L151 229V234L152 235H155V237L157 239H159L162 243V245L164 247H166L167 249L171 250L173 255L175 256H182L184 257V262L185 264H216L217 261H215V259H213L209 254L207 253H198L197 251H194L193 249L195 248V246L193 245V241L191 240L190 236L186 235L188 233H191V235L193 237H197L199 238L200 234L198 231L196 230H192V225L190 221H187L186 219L183 221V224H178L176 222H173V221H168V222H165V224H162L161 222H159L157 225H155V227L152 229V227H148V225L146 223H148V220L150 219L149 216H151V218L154 220V219H157L158 217H162V216H170L171 213L173 212L174 208L173 207H177L179 205V207H177L178 209H181L182 211H185L187 206L184 205V203H187L189 204V207H194L196 203L198 202H201V200H197L196 198H194L193 196H189L187 198V201L186 202H183L179 199V198H176L174 195ZM187 194V193H186ZM26 195V194H25ZM30 195V194H28ZM33 195V194H32ZM68 195V194H66ZM76 195V196H75ZM188 195V194H187ZM228 194L224 193L222 195V199L224 198H227ZM32 197V196H31ZM33 197H35V195H33ZM62 196H60L61 198ZM69 197V198H70ZM125 197V198H126ZM23 198V196H22ZM63 198V197H62ZM67 198V196H66ZM205 200L207 203H210V200H212V202L214 203H217V207L213 212H212V215L214 218H216V221L219 225H221L222 227H233L236 225L237 223V220L235 219H231V218H228V219H225L223 220L222 218L219 217V215L224 212V210H229V206L225 203V202H220V201H216L214 200V197L212 195V193L207 190L206 191V194H205ZM221 198V197H220ZM37 199V197H36ZM65 199V198H64ZM68 199V198H67ZM114 199V201L112 200ZM128 199V198H127ZM30 200V201H29ZM41 201V199H39ZM124 200V199H123ZM64 201V200H63ZM146 201V200H145ZM170 201L173 203V205L170 204ZM239 201V200H238ZM22 202V201H21ZM100 202V203H101ZM108 202V201H107ZM205 202V203H206ZM211 202V203H212ZM23 203V202H22ZM102 203V204H103ZM121 203V202H120ZM21 204V203H20ZM110 204V203H109ZM108 205V203H107ZM105 205V206H107ZM112 205V204H111ZM114 205V204H113ZM99 206H103V205H100L98 203V208ZM214 206V205H213ZM3 206H1V209H0V220L6 218L7 219V215H11L10 212L6 211L5 207L2 209ZM111 207V206H110ZM141 206H139L138 208H140ZM7 208V207H6ZM97 208V210H98ZM142 208V207H141ZM8 209V208H7ZM115 209V208H114ZM11 210V209H9ZM13 210V209H12ZM55 210V209H54ZM113 210V209H112ZM111 210V211H112ZM15 211V210H14ZM43 211V212H41ZM92 211V212H91ZM141 211H144V210H141ZM56 212V211H55ZM91 212V213H89ZM139 212V211H138ZM14 213V212H13ZM56 213V214H58ZM112 213V212H111ZM50 214V213H49ZM52 215V214H51ZM244 215V214H243ZM49 216V215H48ZM47 216V217H48ZM53 219H55L56 215H52ZM75 216V215H74ZM10 217V216H8ZM13 218V216H11ZM51 217V216H50ZM59 217V215L57 216ZM61 217V216H60ZM67 217V216H66ZM18 218V219H17ZM17 218L16 220H19L20 217H18L17 215ZM36 218V219H35ZM72 218V217H71ZM70 218V219H71ZM23 219V218H22ZM51 218H49L48 220H50ZM67 219V218H66ZM83 219V220H82ZM11 220V218L9 219ZM4 221L5 224L3 223L2 225H0L1 228H6V227H14L15 225L19 224L17 223L16 221V224H12V221ZM21 220V219H20ZM60 220V219H59ZM14 221V222H15ZM58 221V220H57ZM24 222V221H23ZM33 222V223H34ZM41 222V221H40ZM1 223V222H0ZM7 223V224H6ZM31 223V222H30ZM37 223V222H35ZM51 223V222H50ZM74 223V224H75ZM22 224V222L20 223ZM29 224V223H28ZM27 224V225H28ZM43 224V223H42ZM45 224V223H44ZM25 225V223L23 224V226ZM47 225V224H46ZM247 225V224H246ZM31 226V225H30ZM245 226V225H244ZM21 227V225H20ZM95 227V226H94ZM18 228V227H16ZM118 228H120L118 226ZM190 228V230H188ZM222 229V228H221ZM229 229V228H228ZM49 230L51 229H47V231L49 232ZM102 230V229H101ZM245 232V231H244ZM34 233V232H33ZM33 233H28V234H25V235H11L9 237H7L5 240H0V256L4 253L6 254L7 252H9L10 249H12V246L15 244V243H19L21 245H26L27 242H30L29 240H31L33 237H34V234ZM226 233V232H224ZM241 234V233H240ZM247 234V232L245 233ZM242 236V235H241ZM245 236H249V235H245ZM244 236V237H245ZM99 237V236H98ZM243 237V238H244ZM36 238V237H35ZM190 238V239H189ZM246 238V237H245ZM241 239V238H240ZM250 239V238H248ZM158 240V241H159ZM228 240L230 241V248L234 251V252H237V253H240L238 252V246L236 244H234V241H235V238L232 237V236H228ZM34 241V240H33ZM40 241H42V239H40ZM155 241V240H154ZM236 242V241H235ZM42 243V242H41ZM48 243V242H47ZM32 244V243H30ZM159 244V243H158ZM51 245V244H50ZM80 245V244H79ZM28 245H26L27 247ZM37 246V247H35ZM35 248H37L36 250L39 249V246H38V243L35 244ZM48 246V245H47ZM89 246V245H88ZM14 247V246H13ZM81 247V246H80ZM240 247V246H239ZM102 248V247H100ZM241 248V247H240ZM245 248V246H244ZM30 249V248H29ZM44 249V248H43ZM108 249V248H106ZM111 249V248H110ZM196 249V248H195ZM211 249V248H210ZM246 249V248H245ZM32 250L34 249H31V252ZM103 250V249H102ZM198 250V249H197ZM207 250V249H206ZM35 251V250H34ZM203 251V250H202ZM169 252V251H168ZM200 252V251H199ZM233 252V253H234ZM45 253V252H44ZM55 253V252H54ZM217 253V252H216ZM214 254V255H217V254ZM27 254V253H26ZM37 254H39V252L37 251ZM235 254V253H234ZM33 255V254H32ZM40 255V254H39ZM39 255L38 258L36 259H39ZM41 255H44L42 254L41 252ZM40 255V256H41ZM47 255V254H46ZM45 255V256H46ZM51 255V254H50ZM247 255V254H246ZM245 255V256H246ZM249 255V254H248ZM251 255V254H250ZM49 256V254H48ZM14 257V256H13ZM29 257V256H28ZM27 257V258H28ZM35 257V256H34ZM33 257V259L35 260V258ZM51 257V256H50ZM161 257V256H159ZM26 258V259H27ZM31 258V257H30ZM135 258V257H134ZM183 259V258H182ZM244 259V258H243ZM246 259V260H245ZM245 263L247 264H250L249 260H247V258H245ZM250 259V258H249ZM19 260V259H17ZM30 259L29 260H25L23 259L22 261H15L16 263H20V264H29L30 263ZM223 261V260H222ZM227 261V260H225ZM243 261V260H242ZM241 261V262H242ZM251 261V260H250ZM253 261H255L253 259ZM257 261V260H256ZM33 260L31 261L30 264H33L32 263ZM37 261L35 260L34 263H36ZM146 262V261H145ZM159 264H168L166 262H164L162 259H160V261L158 260ZM219 262V261H218ZM229 262V261H228ZM244 262V261H243ZM63 264L66 263V261H63L62 262ZM224 263V262H223ZM262 263V262H261ZM15 264V263H14ZM252 264V263H251ZM259 264V263H258Z\"/></svg>",
	"mask_w": 264,
	"mask_h": 264
},
{
	"label": "crops",
	"instance_id": "0c3cea01",
	"mask_svg": "<svg viewBox=\"0 0 264 264\" xmlns=\"http://www.w3.org/2000/svg\"><path fill=\"white\" fill-rule=\"evenodd\" d=\"M0 1H2V0H0ZM33 24V23H32ZM241 63H243V62H241ZM244 63H246V62H244Z\"/></svg>",
	"mask_w": 264,
	"mask_h": 264
},
{
	"label": "snow or ice",
	"instance_id": "6c2138e0",
	"mask_svg": "<svg viewBox=\"0 0 264 264\" xmlns=\"http://www.w3.org/2000/svg\"><path fill=\"white\" fill-rule=\"evenodd\" d=\"M177 207H179V205Z\"/></svg>",
	"mask_w": 264,
	"mask_h": 264
}]
</instances>
